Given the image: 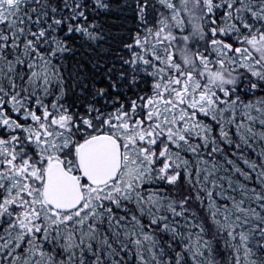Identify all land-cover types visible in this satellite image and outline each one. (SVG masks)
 Listing matches in <instances>:
<instances>
[{"label": "snow or ice", "instance_id": "6c2138e0", "mask_svg": "<svg viewBox=\"0 0 264 264\" xmlns=\"http://www.w3.org/2000/svg\"><path fill=\"white\" fill-rule=\"evenodd\" d=\"M0 0V264H264V0Z\"/></svg>", "mask_w": 264, "mask_h": 264}, {"label": "trees", "instance_id": "16d2710c", "mask_svg": "<svg viewBox=\"0 0 264 264\" xmlns=\"http://www.w3.org/2000/svg\"><path fill=\"white\" fill-rule=\"evenodd\" d=\"M112 11L108 14L102 13L99 17L104 29L111 34V38H118L117 34L123 33L132 26L130 15L127 12L117 10L124 0H109Z\"/></svg>", "mask_w": 264, "mask_h": 264}]
</instances>
